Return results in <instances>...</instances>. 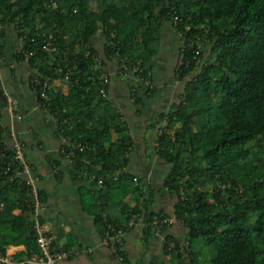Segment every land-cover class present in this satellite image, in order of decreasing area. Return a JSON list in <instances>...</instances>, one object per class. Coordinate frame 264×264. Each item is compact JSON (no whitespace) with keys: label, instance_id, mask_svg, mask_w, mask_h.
<instances>
[{"label":"trees","instance_id":"obj_1","mask_svg":"<svg viewBox=\"0 0 264 264\" xmlns=\"http://www.w3.org/2000/svg\"><path fill=\"white\" fill-rule=\"evenodd\" d=\"M166 28L178 41L173 80L181 90L177 102L146 132L153 133V152L167 166L161 192L175 201L174 220L186 234L178 241L166 235L170 224L161 225L164 253L179 264L185 258L197 264L193 245L201 239L210 264H264V0H0V54L13 36L20 49L11 59L31 70L30 92L38 90L36 78L42 82L59 70L71 73L67 83L52 84L49 102L44 107L37 101L38 110L53 120L58 157L69 163L70 181L82 185V210L100 237L107 222L124 230L136 217L144 219L146 234L153 236L152 220L167 218L151 210L155 189L125 171L135 143L108 98L107 72L112 63L118 77L134 81L130 99L135 116L141 117L142 97L156 90L153 67ZM49 36L51 47L45 48ZM180 53L184 62L177 70ZM99 62L106 86L89 80ZM134 68L141 77L151 74V89L136 80ZM6 108L0 86V255L9 247H23L10 257L21 263L43 254L32 220V185L23 165L11 161L16 140L5 121ZM17 142L24 145L27 165L30 147ZM74 142L86 150L75 152L73 159L63 156ZM59 158L51 159L52 170L60 166ZM81 171L101 178L103 186L89 182ZM36 193L45 206L46 191ZM128 200L135 205L129 207ZM115 213L125 218L123 226ZM39 223H44L41 216ZM61 232L48 235L56 236L55 250L67 251L58 244Z\"/></svg>","mask_w":264,"mask_h":264},{"label":"crops","instance_id":"obj_2","mask_svg":"<svg viewBox=\"0 0 264 264\" xmlns=\"http://www.w3.org/2000/svg\"><path fill=\"white\" fill-rule=\"evenodd\" d=\"M169 36L173 41V47L170 46L167 53L174 54L172 67L167 69L162 57L155 58L153 73L156 90L150 98L141 95L144 103L141 108L142 116H135V108L130 99L131 89L135 86L134 81L131 78L118 77L117 68L112 63L107 66V72L110 75L108 98L121 113L124 121L128 123L129 134L135 143L125 171L136 176L144 186L149 185L155 189V199L151 210L161 212L167 217L166 220L169 221L171 227L166 235L182 241L186 230L174 220L175 201L167 192H161L167 166L159 161L153 152L155 147L153 133L146 132V126L154 122L159 114L169 111L180 95L181 88L175 85L173 80L178 41L174 40L172 30ZM19 49L20 45L14 37L8 36L7 49L0 54V86L6 98L15 104V110L18 111L14 117L5 115L10 137L16 141L24 140L30 147L27 154V178L35 191L44 190L48 196L45 206L42 207L38 202L37 218L41 216L44 220V223L40 225L47 233H55L58 228L63 231L58 243L59 247L66 246L72 256L59 264H118L113 255L101 245V237L93 224V219L82 210L79 195L82 185H76L70 181L69 163L58 157L59 141L53 134V120L44 110H38L32 92H30L31 70L24 63H15L11 59L13 53H17ZM161 49L162 42L158 55ZM3 57L6 59L5 63ZM17 116L21 117L20 121L16 119ZM115 138L116 136L112 134L113 141ZM56 158L60 159L61 164L52 170L51 159ZM30 169L33 170V175ZM55 174L59 175L58 180L54 178ZM127 204L133 207L135 202L128 200ZM32 208V217H34L36 210L34 204ZM113 213L114 211L111 210L110 214ZM115 216L122 226L126 223L120 213H115ZM145 226L144 219L136 217L123 230L122 250L128 262L130 264H171L175 262L179 264L175 256L165 255L164 237L147 235ZM63 234H69V236ZM52 237L55 240L56 236ZM19 251H24V248L9 247L6 249V255L10 260V257Z\"/></svg>","mask_w":264,"mask_h":264},{"label":"built area","instance_id":"obj_3","mask_svg":"<svg viewBox=\"0 0 264 264\" xmlns=\"http://www.w3.org/2000/svg\"><path fill=\"white\" fill-rule=\"evenodd\" d=\"M51 37H48L47 43L45 45V48L47 47H51L49 41H50ZM190 49H192V45L190 47ZM51 51H56L54 48L51 49ZM184 62V54L180 53L179 56V60L177 63L176 69L178 70L180 68V66H182ZM100 67V62L97 63V65L95 66V69L92 73V75L90 76L89 80H97L98 82H100V84L102 86H106V80H107V75L104 71H102L101 69H99ZM137 68L133 69V73L137 74L136 75V80L140 83L143 84L145 89H151L152 83L150 82V73H146V77H141L138 73ZM56 77H54L53 79L48 78L43 80L42 82H40V80H38L37 78L35 79L36 85L38 86V90L36 89H32V95L33 98L36 102V107L40 108V104L37 103V101L41 100L43 102V105L49 102L50 98L48 95V91L51 89H54L52 84H60V83H67L68 81H70V76L71 73H69L68 71L64 74L61 75V70H59L56 73ZM102 93H104V90L102 89ZM45 107V106H44ZM16 109L15 104L11 101L7 99V108H6V112L9 116H13L14 117V110ZM16 119L18 121L21 120V117L17 116ZM65 123H67L66 121L63 122H59L60 125H64ZM14 155L12 156V163L15 162H20L23 165V173L26 175L28 174V167L25 164V160H24V155H23V144L18 143L17 141L14 144ZM84 150H86V146L81 144V143H77L74 142L72 147H70L67 152L62 153L63 156L65 157H69V158H74L75 157V152H83ZM82 176L85 177L86 179H88L89 182L95 183L97 185L98 188L103 186V180L101 178L96 177L93 174H89L87 171H81ZM31 183V182H30ZM31 202L34 204V206L36 207L35 210V216L33 217V221H34V231H35V238H36V242L39 245L43 257L42 258H38V257H33L31 258L29 261L23 262V263H19V264H59L63 261H66L67 259H69L72 256V253L70 251H57L52 247V243L54 241L53 237L49 236L48 233L45 231V229L43 228L42 225H40L39 223V219L37 218V214H38V199H37V193L36 191L33 189L32 193H31ZM152 227H154V235L155 237H161L162 233L160 231V226L161 225H169V221L167 220H158L156 217L152 220V223L150 224ZM102 237H101V245L106 248L115 258L116 262L118 264H127L124 263V259L122 254L120 253L121 249L123 248L124 245V241H123V234L124 231L122 228H120L118 225L116 224H110V223H106L103 230H102ZM174 244L170 243L169 244V248H173ZM0 264H18V263H12L9 258L7 257V255L3 256L0 255Z\"/></svg>","mask_w":264,"mask_h":264},{"label":"rangeland","instance_id":"obj_4","mask_svg":"<svg viewBox=\"0 0 264 264\" xmlns=\"http://www.w3.org/2000/svg\"><path fill=\"white\" fill-rule=\"evenodd\" d=\"M171 29L170 28H166L162 34V49L160 54L156 57V59L162 57L164 60V64L167 66V69H170L172 67V63H173V56L174 54L172 52L167 53V49L170 48V46L173 47V41L171 40L169 33H170ZM100 47V45H99ZM176 61V60H175ZM176 85V81L174 82ZM193 249L198 253V263L197 264H210L209 259H210V255L207 249H205L203 247V243L201 239H198L194 245H193ZM11 253V252H9ZM178 263V262H177ZM171 264H176L175 263H171ZM181 264V263H180ZM184 264H190L189 260L185 258L184 260Z\"/></svg>","mask_w":264,"mask_h":264}]
</instances>
